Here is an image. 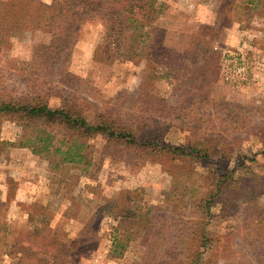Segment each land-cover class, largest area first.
<instances>
[{
  "label": "rangeland",
  "instance_id": "374dc122",
  "mask_svg": "<svg viewBox=\"0 0 264 264\" xmlns=\"http://www.w3.org/2000/svg\"><path fill=\"white\" fill-rule=\"evenodd\" d=\"M158 2L165 3L164 44L185 51L201 33L220 52V71L204 92L166 77L149 58H107L97 51L106 21L95 19L80 27L69 54L53 55L55 65L24 64L51 43L50 33L13 32L0 44V99L42 91L58 107L71 98L93 124L106 118L134 127L138 140L145 126L160 128L173 145L210 140V157L149 154L96 133L91 166L56 169L31 148L6 144L19 139L22 124L0 116V264L18 261L6 254L3 236L46 222L61 236L83 239L73 254L77 264H194L201 252L196 264H264V242L251 243L257 224L250 223L264 211V9L240 0ZM71 74L78 76L73 84ZM143 92L165 100L159 111ZM243 162L217 194L214 175ZM240 176L258 186L252 205L231 200L241 192ZM108 199L129 204L133 214H116ZM152 236L153 243L145 241Z\"/></svg>",
  "mask_w": 264,
  "mask_h": 264
},
{
  "label": "trees",
  "instance_id": "16d2710c",
  "mask_svg": "<svg viewBox=\"0 0 264 264\" xmlns=\"http://www.w3.org/2000/svg\"><path fill=\"white\" fill-rule=\"evenodd\" d=\"M240 2L241 5L245 2L251 4L254 10L264 9V0ZM164 9L165 3L158 0H0V44L7 42L15 31L48 32L52 36L51 43L39 45L35 57L24 64L42 66L51 61V64L55 65L56 59H53V55L59 56L62 51L69 54L76 42L78 31L85 22L102 19L106 21V29L97 51L101 50L110 60L136 61L144 57L149 58L165 68L166 77L176 81L185 78L195 85L196 90L204 92L220 71L221 54L201 33L193 36L185 51L164 44L161 41L164 30L160 23ZM208 65L211 67L206 70ZM62 68L65 71V65H62ZM71 79L70 84H73L78 76L71 74ZM208 94L209 92H206L204 99ZM142 95L150 98L149 107L155 108L156 111H159V106L164 105L163 98H156L154 94L146 92ZM0 116L22 124L19 139L6 141V144L13 147H29L34 154L48 159L51 167L56 169H62L70 163L82 165L84 168L91 166L94 161L91 139L96 133H104L110 140L124 141L136 148H144L149 154H169L173 159L209 158L213 146L210 140L173 145L165 142V134L160 128L152 126H145L144 139L138 140L134 127L106 118L98 124H93L82 110L77 109L71 98L64 97L60 106L51 107L42 91L28 98L0 99ZM3 143L5 142L0 141V144ZM242 167H245L244 162L229 174L214 175L217 194L228 190L229 180L234 178L236 170ZM240 178L238 180H242L239 181L241 192L234 194L231 200L235 206L239 198H248L252 205L255 203L258 186L255 182L246 184L244 180L248 177ZM250 180L254 181L252 177ZM217 194H212L210 201L215 200ZM108 204L118 215L133 214L129 204H119L116 199H108ZM254 208L255 206H250L249 209ZM70 210L71 207H68L66 216L70 215ZM257 212L259 215L250 219V223L257 224L256 231L251 232L252 235L256 233L251 243L264 242V211H255ZM118 238L119 236H115V240ZM3 239L6 240V254L18 258L16 264H77L73 254L80 248L83 240L81 237L71 239L61 236L49 222L22 229L12 235L6 234ZM153 239L152 236L145 241L153 243ZM115 250L119 251L117 245ZM261 252L260 255L264 256V245ZM204 253L201 252L194 258V264L200 261V256ZM120 255L122 256L123 252Z\"/></svg>",
  "mask_w": 264,
  "mask_h": 264
}]
</instances>
